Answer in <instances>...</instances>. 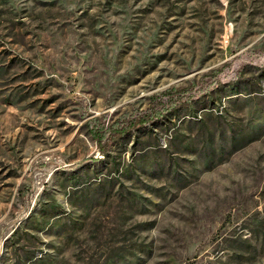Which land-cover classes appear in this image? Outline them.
Wrapping results in <instances>:
<instances>
[{
	"label": "rangeland",
	"instance_id": "1",
	"mask_svg": "<svg viewBox=\"0 0 264 264\" xmlns=\"http://www.w3.org/2000/svg\"><path fill=\"white\" fill-rule=\"evenodd\" d=\"M0 264H264V0H0Z\"/></svg>",
	"mask_w": 264,
	"mask_h": 264
},
{
	"label": "trees",
	"instance_id": "2",
	"mask_svg": "<svg viewBox=\"0 0 264 264\" xmlns=\"http://www.w3.org/2000/svg\"><path fill=\"white\" fill-rule=\"evenodd\" d=\"M166 93H169L168 91ZM170 101V100H168ZM173 103V102H172ZM172 108L171 103L162 102L159 108H153L145 114L139 113L132 117H123L114 121L111 125L92 126L93 136L102 147V152L107 153V146L110 142H114L117 137L128 134L132 129L141 127L147 122L159 119L167 110ZM95 123V122H93Z\"/></svg>",
	"mask_w": 264,
	"mask_h": 264
}]
</instances>
